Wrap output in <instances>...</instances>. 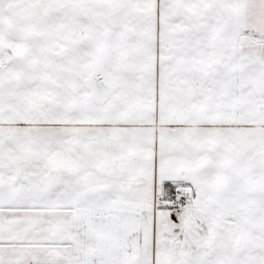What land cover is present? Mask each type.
I'll list each match as a JSON object with an SVG mask.
<instances>
[{
    "label": "snow or ice",
    "instance_id": "6c2138e0",
    "mask_svg": "<svg viewBox=\"0 0 264 264\" xmlns=\"http://www.w3.org/2000/svg\"><path fill=\"white\" fill-rule=\"evenodd\" d=\"M0 264H264V0H0Z\"/></svg>",
    "mask_w": 264,
    "mask_h": 264
}]
</instances>
